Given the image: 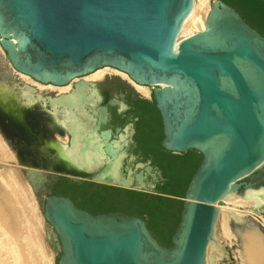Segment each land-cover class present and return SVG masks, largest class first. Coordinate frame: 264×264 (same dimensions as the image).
<instances>
[{
    "label": "water",
    "instance_id": "obj_1",
    "mask_svg": "<svg viewBox=\"0 0 264 264\" xmlns=\"http://www.w3.org/2000/svg\"><path fill=\"white\" fill-rule=\"evenodd\" d=\"M193 4L194 0H0V46L14 71L57 86L103 67L125 72L134 82L152 87L162 117L163 147L203 155L185 197L169 196L185 204L173 246L168 247L141 217L121 211L94 214L70 196L52 191L55 181L66 177L142 191L149 198L167 196L150 180H164L161 171L154 172L151 161L142 162L125 150L127 136L121 134V141H116L111 140V129L102 131L108 123L107 107L98 108L97 123L89 129L101 131L102 162L84 176L57 152L25 148V137L17 136L14 145L0 128L24 164L18 169L34 194L46 195L42 215L61 252L56 264H206L218 204L242 186L264 189L242 182L258 170L264 172V36L233 6L212 0L205 29L177 44ZM9 120L0 111V122Z\"/></svg>",
    "mask_w": 264,
    "mask_h": 264
},
{
    "label": "bare ground",
    "instance_id": "obj_2",
    "mask_svg": "<svg viewBox=\"0 0 264 264\" xmlns=\"http://www.w3.org/2000/svg\"><path fill=\"white\" fill-rule=\"evenodd\" d=\"M210 1L194 0L192 11L183 24L177 44L183 39L181 38L182 35L189 37L205 29L206 17L210 10ZM101 71L97 75H101ZM121 73L129 77L125 72L121 71ZM29 78L31 77L29 76ZM131 81L142 94L148 95L150 93V89L146 85H140L132 79ZM40 90L42 93L44 91L43 87H40ZM82 93V86H78L75 92L69 95L68 99L50 100L55 110L58 106L67 109L70 115V120L67 123L72 126V131H69L66 124H58L53 120L48 124V130L54 132L56 137L55 140L49 142V145L53 146L58 155L67 160L80 176H84V172H89L90 168L98 167L104 154L103 143L99 140V134L86 135L88 129L94 124L92 117L89 115V120L92 121V125L89 128L76 121V113L79 114V112L84 111L83 103L90 101L97 103L93 98L92 100L88 97V99H84L85 97H83ZM0 111H4L11 119L4 124V121L0 122V128L3 130L4 135L6 134L7 139L14 145H17L15 141L17 136L25 137L27 141L32 142L34 139H42L43 136L48 134L47 128L36 121V116L32 113V115L30 114L31 116L26 115L27 110H25L24 105L15 101L7 93L0 92ZM74 117L75 122H73ZM2 135H0V155L8 159H15L13 150L11 151L9 143L4 139L5 136L3 138ZM70 136L74 143H68L67 139ZM18 151L23 152V149L19 147ZM122 158L123 155L118 159L117 164L121 162ZM0 163L5 165H0V168L6 170L14 168L20 171L18 169L20 166ZM114 173L115 177H118L117 169ZM3 183L7 187H0L1 237L20 254L21 264H51L52 259L46 254L43 240L44 228L42 225L44 218L41 220L37 208L32 204H28L24 199L26 196L18 174L11 171L6 174ZM218 206L219 215L207 248L206 264H264V228L261 230L255 224H249L250 220L246 221L240 216L250 211L262 217L261 221L264 224V189H250L243 197H240L237 191H229ZM241 208L244 211H241ZM25 245L28 246V249L24 248Z\"/></svg>",
    "mask_w": 264,
    "mask_h": 264
},
{
    "label": "trees",
    "instance_id": "obj_3",
    "mask_svg": "<svg viewBox=\"0 0 264 264\" xmlns=\"http://www.w3.org/2000/svg\"><path fill=\"white\" fill-rule=\"evenodd\" d=\"M223 1L233 6L246 22L264 36V0ZM145 121L149 125V128L145 129L148 143L140 144L136 151L144 159L151 160L162 169L166 180L157 186L156 191L167 196L149 198L147 193L142 191L99 185L98 191L88 197L90 193L87 185L79 186L67 178H62L53 185L52 191L58 195L72 197L80 207L94 214L121 211L141 217L159 242L171 247L172 238L181 222L185 204L182 199L203 160V155L196 150L173 153L163 147L162 117L155 101L146 102ZM171 195L182 199L169 197Z\"/></svg>",
    "mask_w": 264,
    "mask_h": 264
},
{
    "label": "flooded vegetation",
    "instance_id": "obj_4",
    "mask_svg": "<svg viewBox=\"0 0 264 264\" xmlns=\"http://www.w3.org/2000/svg\"><path fill=\"white\" fill-rule=\"evenodd\" d=\"M105 68L107 67H103L101 69H105ZM93 73L87 76H90ZM87 76L79 77L73 80L70 84L66 85V86L70 85V89L68 91L59 93L57 90L50 89L48 91L44 90L41 93L39 92V89L37 87L28 84L24 85V80L20 76V73H17L16 71L12 73L10 71H7L4 67L0 66V84L2 85V86L0 85V92L7 93L10 96H12L15 101L21 102L24 105L25 110H27L26 115L31 116L32 114H34L36 116V121L44 125L47 128L46 130L48 131V134L43 136L42 139L39 138L34 139L32 142H29L27 141L26 138H24L23 140L25 141L26 144L25 148L28 147L32 151L36 150L37 152H43V153L56 152L54 147L49 145V142L51 140H55L56 137L54 135V132L48 130L49 128L48 124L50 123L51 120H53L55 123L58 124L63 123L66 124L69 131H72L71 128L72 126H70L67 123L70 120V115L68 114L67 109L65 107L63 108L61 106H58V108L55 110L52 107L50 100L53 99L60 100L62 98L68 99L69 95L71 93H74L75 90L78 88V86H82L83 88L82 94L83 97H85L84 99L88 97L92 100L93 98L94 100L97 101V103H92L91 101L83 103L84 111L79 112V114L76 113V121L79 124L82 123L81 125H83L84 127L89 128L92 125L91 123L92 121L89 120V117L91 116L94 121L93 125H96L98 117L100 115V113L98 112V108L107 107L108 123L103 127L102 131L104 129H111L113 132L111 140L121 141L120 139L121 134L127 136L128 143L125 146V150H127L130 154L136 155L140 160L141 158L137 153L136 149L140 146V144L146 145L148 143V135L145 133V129L149 128V125H147L148 123H146L145 121V112H146V102L154 101L152 99V87H150L151 94L149 95L150 96L149 98L148 96H145L142 93H140L131 81H128L127 79H124L123 77L115 73L106 72L103 80H101L100 78L91 79V80L86 79ZM38 83L44 85L45 87H49L51 85H53L54 87H65V86H57L54 84H43L41 82ZM73 122H75V117ZM128 126H131V128H129V130L126 131L125 129ZM91 127L89 129H91ZM118 128L122 129L120 133H117ZM89 129L86 133L87 136H91L92 134H100L101 132L99 131V132L91 133L89 132ZM71 139H72L71 136L69 137V139H67L68 143L70 142V144H71ZM115 146L118 147L117 145ZM151 165L155 168L154 172L158 173L159 171H161L162 176L164 177L163 171L159 166L154 165L152 162ZM62 178H66V177H62ZM59 180L55 181L53 185H55ZM150 180L153 181V183L157 188V186L163 183L166 179L164 178V180H162L159 176H157L156 179L150 178ZM69 181L79 186L87 185V189L90 193L88 197L92 196V194L98 191L99 185H105V184L91 183L88 180L84 183L73 182L70 179ZM77 206L79 205L77 204Z\"/></svg>",
    "mask_w": 264,
    "mask_h": 264
},
{
    "label": "rangeland",
    "instance_id": "obj_5",
    "mask_svg": "<svg viewBox=\"0 0 264 264\" xmlns=\"http://www.w3.org/2000/svg\"><path fill=\"white\" fill-rule=\"evenodd\" d=\"M211 1H210V8H211ZM184 37H185V35H182L181 38H184ZM0 66L4 67L7 71H10V72L14 73V70L11 68V65H10L9 61L7 60L6 55H5L4 51H3V49L1 48V46H0ZM101 70L102 69H100V71ZM100 71L98 70V71L95 72L96 74L93 73L92 75L87 76L86 79H90V80L91 79H97V78L99 79L101 77L100 79L103 80L104 77H105V73L106 72H111V73H115L117 75H120L121 77H123L124 79H127L128 81H131V79L129 77L125 76L124 74L121 73V71H118L115 68L107 67L103 71H101V75H97V73L100 72ZM20 76L24 80V85L28 84V85L37 87L39 89V92L41 91L40 87L41 88L43 87V89L46 90V91L50 90L49 88H51L52 90H57L59 93L68 91L70 89V85L69 86H65L64 89H63V87L62 88L61 87H54L53 85L45 88L44 85H42L40 83L37 84L38 82H36L33 79L29 78V76L27 77L29 79L26 78V75L20 74ZM23 80H21V81H23ZM135 87L137 88L136 85H135ZM147 87H149L150 93L148 95H145V96H148L150 98L149 95L151 94V88H150V86H147ZM0 135H2V134L0 133ZM2 137H3V135H2ZM10 148H11V151H12L13 149H12L11 146H10ZM12 152L14 153L13 156L15 157V159H8V158H5L4 156L0 155V162L7 163L9 165H17V166H19V164L24 165L23 163H21L19 161L16 153L14 151H12ZM139 156L141 158L140 161H142V162L151 161V160H148V159H144L141 155H139ZM11 171H14V172H16L18 174V176H19V178L21 180V184H22L23 189H24L23 192H25V196H26V198H24V197L23 198L28 202V204H32V205L35 206V208H37V212L40 214L41 220H42L43 219L42 212H43V206H44V199H45L46 195L43 194V193H38V194L35 195L31 185L28 183L27 179L25 178V176L20 171L14 169V168L13 169H7V170L4 169V168H0V184H1L0 187L1 186L7 187V185L5 183H3V182L5 181L6 174L10 173ZM244 181L255 183L256 186H264V172L261 171V170H258L256 172H254L252 175H250V176H248V177H246L245 179L242 180V182H244ZM248 190H250V189H246L244 186H242L240 188V190H239V196L241 197V194H245ZM26 193H27V195H26ZM41 198H42V200H41ZM240 210L244 211L243 208H241ZM240 216L243 217L246 221L250 220L248 217L251 216L252 219L255 220L257 223H251V221H249V224H255V226H257V227L261 228V230H263L264 224L261 221L262 217H260L259 215L251 213L250 211H248L245 214H241ZM0 227H1V225H0ZM42 227L44 228L43 240H44V244H45V251L47 252L46 254H48L51 257L52 263L56 264V261L60 257L61 252L59 250L55 249V247L53 245V242H52V239H51L50 231H49L48 226L45 223L44 219H43ZM7 246H9V244L4 241V239L1 237V232H0V264H21V262H20V254L17 251H15V249L11 248L10 246L9 247H7ZM9 248H11V249H9ZM24 248L28 249V246L25 245ZM9 250H11L13 253L11 251H9ZM7 254H9V255L7 256ZM9 260H10V262H8Z\"/></svg>",
    "mask_w": 264,
    "mask_h": 264
}]
</instances>
